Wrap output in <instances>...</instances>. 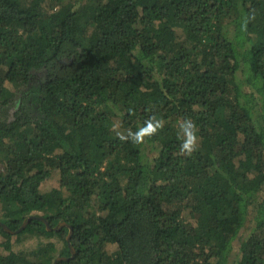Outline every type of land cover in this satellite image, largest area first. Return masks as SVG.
<instances>
[{
  "label": "trees",
  "instance_id": "obj_1",
  "mask_svg": "<svg viewBox=\"0 0 264 264\" xmlns=\"http://www.w3.org/2000/svg\"><path fill=\"white\" fill-rule=\"evenodd\" d=\"M0 164V264H264V0H0Z\"/></svg>",
  "mask_w": 264,
  "mask_h": 264
},
{
  "label": "rangeland",
  "instance_id": "obj_2",
  "mask_svg": "<svg viewBox=\"0 0 264 264\" xmlns=\"http://www.w3.org/2000/svg\"><path fill=\"white\" fill-rule=\"evenodd\" d=\"M16 108H17V102H15L7 112L10 118H12L14 112L16 111ZM0 169H2L1 164H0ZM58 185H59V173L56 172L53 174L52 177H50L49 179L45 180L42 183L41 190L45 192ZM2 218H6V217H5V210L2 204H0V220ZM3 240H5V238L0 235V241ZM49 240L56 241L58 245L63 243L62 239H59L58 237L55 236L48 238L44 235H37V233L32 234L30 232H26L21 235H19L18 233L17 234L13 233L11 238V244H12L11 251L24 253L28 255V257H35L34 252H36V248L38 247V245L41 242H47ZM239 246H240L239 240L233 242V250L231 252L229 264H233L236 256L239 254ZM4 253L7 254L9 252L5 250Z\"/></svg>",
  "mask_w": 264,
  "mask_h": 264
},
{
  "label": "clouds",
  "instance_id": "obj_3",
  "mask_svg": "<svg viewBox=\"0 0 264 264\" xmlns=\"http://www.w3.org/2000/svg\"><path fill=\"white\" fill-rule=\"evenodd\" d=\"M164 126V121L157 118L156 115H151L147 120L144 121L142 127L137 129L135 132L128 131L127 135L119 134V138L123 141L131 140L134 144L144 143L145 137H151L157 134ZM180 130L182 136L180 139V154L191 156L195 151L198 150L199 137L197 135L198 129L196 124L190 119L186 118L180 122Z\"/></svg>",
  "mask_w": 264,
  "mask_h": 264
},
{
  "label": "water",
  "instance_id": "obj_4",
  "mask_svg": "<svg viewBox=\"0 0 264 264\" xmlns=\"http://www.w3.org/2000/svg\"><path fill=\"white\" fill-rule=\"evenodd\" d=\"M33 219V216H31V217H29L28 218V220H26L25 222H24V224L18 229V230H12V229H10L6 224H4V223H2V225L9 231V232H11V233H19V232H21V231H23L26 227H27V225H28V223L31 221ZM46 223H47V227H48V229H51L50 228V225H49V223H48V221L46 220V219H44V218H42ZM70 232H72V228H71V231ZM70 238V236H68V239ZM73 251V255H74V250H72ZM72 255V256H73Z\"/></svg>",
  "mask_w": 264,
  "mask_h": 264
},
{
  "label": "flooded vegetation",
  "instance_id": "obj_5",
  "mask_svg": "<svg viewBox=\"0 0 264 264\" xmlns=\"http://www.w3.org/2000/svg\"><path fill=\"white\" fill-rule=\"evenodd\" d=\"M33 216V215H32ZM34 217V216H33ZM28 220V219H27ZM24 224V223H23Z\"/></svg>",
  "mask_w": 264,
  "mask_h": 264
}]
</instances>
